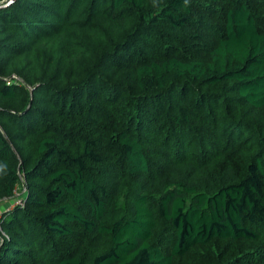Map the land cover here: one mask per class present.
<instances>
[{
	"label": "trees",
	"instance_id": "obj_1",
	"mask_svg": "<svg viewBox=\"0 0 264 264\" xmlns=\"http://www.w3.org/2000/svg\"><path fill=\"white\" fill-rule=\"evenodd\" d=\"M0 0V264H264V0Z\"/></svg>",
	"mask_w": 264,
	"mask_h": 264
},
{
	"label": "rangeland",
	"instance_id": "obj_2",
	"mask_svg": "<svg viewBox=\"0 0 264 264\" xmlns=\"http://www.w3.org/2000/svg\"><path fill=\"white\" fill-rule=\"evenodd\" d=\"M13 203L14 202H12V203H9V202H7V203H4V204H1L0 205V214H2V212H4L5 210H9L10 208H12L13 206Z\"/></svg>",
	"mask_w": 264,
	"mask_h": 264
},
{
	"label": "built area",
	"instance_id": "obj_3",
	"mask_svg": "<svg viewBox=\"0 0 264 264\" xmlns=\"http://www.w3.org/2000/svg\"><path fill=\"white\" fill-rule=\"evenodd\" d=\"M16 0H2V4H4L5 6L11 5L12 3H14Z\"/></svg>",
	"mask_w": 264,
	"mask_h": 264
}]
</instances>
